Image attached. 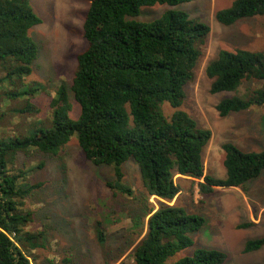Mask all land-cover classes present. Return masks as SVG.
I'll use <instances>...</instances> for the list:
<instances>
[{"label": "trees", "instance_id": "trees-1", "mask_svg": "<svg viewBox=\"0 0 264 264\" xmlns=\"http://www.w3.org/2000/svg\"><path fill=\"white\" fill-rule=\"evenodd\" d=\"M189 1H91L84 21L88 46L77 56L71 84L80 105L78 117L70 116L72 104L66 86H61L51 102L50 127L30 136L0 137V264H33L31 256L42 236L27 228L32 213L25 209L27 197L42 184L27 181V171L15 167L17 155L31 149L58 155L73 136L88 160L114 167L116 180L110 185L123 193L131 194L132 189L123 185L122 166L134 157L147 194L158 200L159 206L147 211V232L133 249L136 264L225 262L226 252L210 247H198L192 255L170 260L194 245L191 234L205 222L202 216L171 203L181 191L175 175L197 180L199 193L207 195L218 187H245L264 171V150L244 151L227 141L222 145L226 176L205 174L203 151L212 131L199 127L180 107L202 53L199 45L211 26L180 8H170L153 20L138 19L143 6L176 7ZM263 15L264 0H232L215 17L231 25ZM41 22L31 0H0V101L36 91L24 79L38 57L30 29ZM206 73L212 79V93L237 91L245 80L258 82L249 94L223 98L217 104L221 116L264 105V50L221 49ZM164 102L175 108L170 117L164 113ZM96 231L104 243L101 222ZM263 247L264 237L250 239L245 252ZM48 264L75 263L64 257L60 262L50 259Z\"/></svg>", "mask_w": 264, "mask_h": 264}, {"label": "rangeland", "instance_id": "rangeland-1", "mask_svg": "<svg viewBox=\"0 0 264 264\" xmlns=\"http://www.w3.org/2000/svg\"><path fill=\"white\" fill-rule=\"evenodd\" d=\"M91 1L31 0L42 22L30 29L38 57L24 83L36 91L12 100L1 99L0 137L30 136L50 127L51 102L61 86H66L72 104L70 116L78 117L80 105L71 84L77 56L88 46L84 21ZM231 3L191 0L176 7L156 4L143 6L138 17L149 21L170 8H180L211 26L199 45L202 53L193 78L185 85L186 96L180 108L193 116L199 127L212 131L203 161L205 174L217 177L226 176L223 143L233 141L244 151L264 150V105L227 116L217 110L223 98L249 94L258 82L245 80L237 91L212 93V79L206 73L207 65L221 49L264 50V15L242 18L231 25L218 22L216 12ZM162 108L167 117L175 111L169 102ZM14 162L16 168L27 171L28 182L42 184L25 202V209L32 213L27 228L42 233L40 246L31 256L33 264H48L50 259L60 262L64 257H71L75 264H136L133 249L147 232L146 213L159 203L147 194L134 157L122 166L123 185L132 189L131 194L110 185L116 180L114 167L88 160L77 136L64 144L58 155L31 149L20 152ZM175 180L181 191L171 203L202 216L205 222L191 234L194 245L171 261L192 255L198 247H210L226 252L223 264H264V247L245 252L248 240L264 237V171L245 187H218L207 195L199 193L197 180L189 176L175 175ZM98 222L106 232L104 243L97 237ZM246 222L254 224L242 227Z\"/></svg>", "mask_w": 264, "mask_h": 264}]
</instances>
